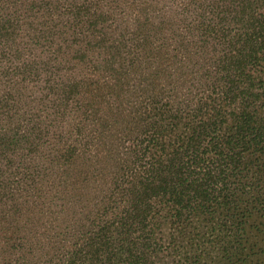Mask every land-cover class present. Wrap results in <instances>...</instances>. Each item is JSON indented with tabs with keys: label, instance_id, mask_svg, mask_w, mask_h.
Returning <instances> with one entry per match:
<instances>
[{
	"label": "trees",
	"instance_id": "trees-1",
	"mask_svg": "<svg viewBox=\"0 0 264 264\" xmlns=\"http://www.w3.org/2000/svg\"><path fill=\"white\" fill-rule=\"evenodd\" d=\"M77 1L0 0V264H264V0Z\"/></svg>",
	"mask_w": 264,
	"mask_h": 264
},
{
	"label": "rangeland",
	"instance_id": "rangeland-1",
	"mask_svg": "<svg viewBox=\"0 0 264 264\" xmlns=\"http://www.w3.org/2000/svg\"><path fill=\"white\" fill-rule=\"evenodd\" d=\"M77 2H83L88 12L101 15V18L106 19L102 24L109 29V31H107L110 32L108 38L111 34H114V36L115 34H125V37L134 44L140 41L143 43L146 41V50L149 48V54L152 57H154L155 45L164 41L160 37L162 34L161 27L163 26L161 21L164 20L165 22L164 18H186L181 10L184 3L178 8V12L173 11V8L169 11H165L161 8V3L173 7L172 0H79ZM65 23L66 22H63V24L60 23V27L65 32L66 39L69 37L74 38V54H76L75 49L79 48L81 45H88L89 39L92 38L91 35H98L97 32H89L87 27H77V29L81 30V33L76 36L73 32L67 31L66 27H64ZM67 33H69V36ZM108 43L106 38L100 46L105 47ZM159 47L163 48L162 46ZM170 48L171 47L167 44L165 49L171 50ZM80 53L81 52L78 54ZM58 54H61V52ZM125 58H133V54L131 52H126ZM77 59L80 58H74L72 61L76 63ZM85 60H83V64L80 65V69H87L89 67L88 64H85ZM85 72L86 71H80L77 67H74L75 74H84Z\"/></svg>",
	"mask_w": 264,
	"mask_h": 264
}]
</instances>
